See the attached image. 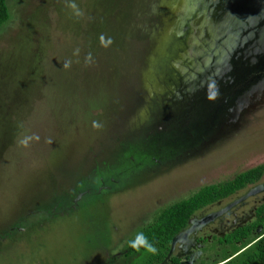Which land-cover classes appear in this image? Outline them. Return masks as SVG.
I'll use <instances>...</instances> for the list:
<instances>
[{
	"label": "rangeland",
	"instance_id": "1",
	"mask_svg": "<svg viewBox=\"0 0 264 264\" xmlns=\"http://www.w3.org/2000/svg\"><path fill=\"white\" fill-rule=\"evenodd\" d=\"M96 2L7 0L0 264H142L128 242L162 210L264 165V0H156L130 73L92 35ZM260 205L264 172L197 210L161 264L220 262Z\"/></svg>",
	"mask_w": 264,
	"mask_h": 264
},
{
	"label": "trees",
	"instance_id": "2",
	"mask_svg": "<svg viewBox=\"0 0 264 264\" xmlns=\"http://www.w3.org/2000/svg\"><path fill=\"white\" fill-rule=\"evenodd\" d=\"M155 1L156 0H98V2L94 3V7H92L91 11L95 14L97 12L99 13L97 20L103 18L101 26H105V30L102 29V33L95 34V32L92 35L97 37L96 40H98L99 37L102 43L104 42L102 49L108 56L107 61H113V63L117 62L114 64L120 63V70L129 73L133 72L138 62H141L137 55L139 53L138 47L140 42L144 40V35H142L144 26H142V24L145 21L148 22V20L152 18L154 14L152 5L156 3ZM158 1L159 0H157V2ZM58 5V2L51 5L53 11L63 10L62 12L68 13L71 11L70 5H67V7L66 4H64V7L61 8ZM95 6L100 10L96 9ZM49 8L50 7L47 6V10H49ZM10 18L7 0H0V29ZM88 24L89 21L83 23L79 28L82 29L84 27L85 29ZM92 24H94L96 29L99 28V24L97 25L95 22L92 23L91 21L90 25ZM16 28H18V26H16ZM71 28V30H74L76 27L72 25ZM104 33L105 35L108 34V37H104ZM122 37H125L126 42H123L121 39ZM37 57H41L40 54H38ZM130 58L131 60H129ZM23 61V65H25L27 60ZM128 66H130V68ZM90 77L93 79L100 78L97 73ZM22 87L26 90V86ZM137 97L140 99L139 96ZM136 107L137 103L132 111ZM263 172L264 165L258 166L238 175L227 183L206 186L188 199L176 202L162 210L154 218L151 225L142 231L148 242L156 249L155 253L150 252L148 260L142 262V264H161L170 252V245L173 238L187 226L189 219L197 210L210 203L225 199L237 191L242 190L247 185L255 184L262 177ZM106 179L104 177V180ZM254 234H256V237L252 238ZM216 242L219 245L226 246H235L242 243V246L230 253L220 262L214 264H264V205H260L255 209L254 220L252 222L237 228L223 238L217 239ZM139 250H145V248L140 247ZM139 250L129 247L125 255L129 256ZM168 264H181V261L176 257H170Z\"/></svg>",
	"mask_w": 264,
	"mask_h": 264
},
{
	"label": "clouds",
	"instance_id": "3",
	"mask_svg": "<svg viewBox=\"0 0 264 264\" xmlns=\"http://www.w3.org/2000/svg\"><path fill=\"white\" fill-rule=\"evenodd\" d=\"M72 8H75V4L70 5ZM79 15V13H77ZM67 67V65H65ZM129 247L139 250L140 247H144L146 251L155 253V247L148 242L143 232H139L136 234L133 240L128 242Z\"/></svg>",
	"mask_w": 264,
	"mask_h": 264
},
{
	"label": "water",
	"instance_id": "4",
	"mask_svg": "<svg viewBox=\"0 0 264 264\" xmlns=\"http://www.w3.org/2000/svg\"><path fill=\"white\" fill-rule=\"evenodd\" d=\"M79 197H80V196H79ZM79 197H78V198H79Z\"/></svg>",
	"mask_w": 264,
	"mask_h": 264
}]
</instances>
